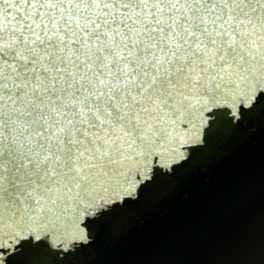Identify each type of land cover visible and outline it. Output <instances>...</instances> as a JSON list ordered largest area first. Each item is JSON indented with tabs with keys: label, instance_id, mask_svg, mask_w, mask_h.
Segmentation results:
<instances>
[{
	"label": "snow or ice",
	"instance_id": "snow-or-ice-1",
	"mask_svg": "<svg viewBox=\"0 0 264 264\" xmlns=\"http://www.w3.org/2000/svg\"><path fill=\"white\" fill-rule=\"evenodd\" d=\"M257 107L264 0H0V264L75 256L210 118Z\"/></svg>",
	"mask_w": 264,
	"mask_h": 264
},
{
	"label": "water",
	"instance_id": "water-1",
	"mask_svg": "<svg viewBox=\"0 0 264 264\" xmlns=\"http://www.w3.org/2000/svg\"><path fill=\"white\" fill-rule=\"evenodd\" d=\"M210 118L185 146L174 174L157 173L114 217L66 258L50 240L53 264H264V107L241 121ZM186 160V162H185ZM170 172V169H165ZM19 261L13 247L3 257Z\"/></svg>",
	"mask_w": 264,
	"mask_h": 264
}]
</instances>
